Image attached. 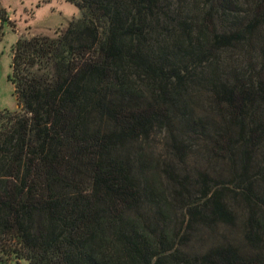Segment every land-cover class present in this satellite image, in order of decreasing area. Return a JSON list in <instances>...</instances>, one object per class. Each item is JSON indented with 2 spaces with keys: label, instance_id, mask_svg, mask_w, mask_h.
<instances>
[{
  "label": "trees",
  "instance_id": "trees-1",
  "mask_svg": "<svg viewBox=\"0 0 264 264\" xmlns=\"http://www.w3.org/2000/svg\"><path fill=\"white\" fill-rule=\"evenodd\" d=\"M68 1L82 18L59 39L13 48L22 111H0V264H264V197H251L264 179V0H193L198 17L186 0ZM239 47L259 48V65L223 80L221 55ZM158 130L174 156L162 164L145 146ZM193 143L234 174L247 249L182 250L192 224L233 222L209 171L192 186Z\"/></svg>",
  "mask_w": 264,
  "mask_h": 264
},
{
  "label": "rangeland",
  "instance_id": "rangeland-1",
  "mask_svg": "<svg viewBox=\"0 0 264 264\" xmlns=\"http://www.w3.org/2000/svg\"><path fill=\"white\" fill-rule=\"evenodd\" d=\"M185 10L189 15L198 17L199 8L193 0H186ZM241 9H246L248 0H238ZM177 4V0H173ZM201 15V14H200ZM245 16V14H243ZM247 16V15H246ZM82 18L81 10L68 0H0V111L21 112L18 105L15 87L10 80L12 76L13 48L20 38H32L35 36H47L52 39H59L68 29L73 21ZM5 20V21H4ZM219 24V30L224 26ZM221 28V29H220ZM264 42V32L255 40ZM258 48V47H257ZM248 48L239 47L225 51L221 55L220 70L224 73L223 80L231 81L234 76L240 75L250 70V64L254 67L259 65L260 52L254 48L252 56H247L245 50ZM203 70V69H202ZM209 69H204V77L207 79ZM236 74V75H235ZM194 95L198 101H194L193 109L197 116L202 113H209L211 92L207 84L200 81L194 88ZM201 117V116H200ZM170 137L166 130H158L147 143L146 150L154 161L171 160L174 156L171 153ZM191 142V141H190ZM190 157L186 168L193 174L191 184L196 186L198 170L209 171L218 183H222L226 189L223 191L224 201L229 205L232 212V225L218 223L213 230L208 229L203 224H192L188 233V242L182 247L183 251L190 253H201L210 246L220 243H231L240 249H245L247 244L244 239V222L247 218V209L240 192L234 193L237 183L229 171L220 162L208 160V156L203 154V143H193ZM251 197L261 203L264 197V179L253 181ZM193 191V190H192ZM259 196V198L257 197ZM179 222H182V212H178ZM186 224L188 219H184ZM247 249V248H246ZM8 264H14L12 260Z\"/></svg>",
  "mask_w": 264,
  "mask_h": 264
}]
</instances>
